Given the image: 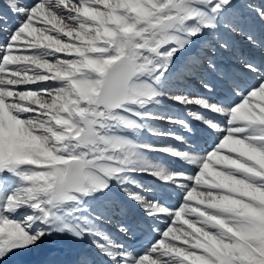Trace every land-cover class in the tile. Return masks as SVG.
<instances>
[{
	"label": "snow or ice",
	"instance_id": "6c2138e0",
	"mask_svg": "<svg viewBox=\"0 0 264 264\" xmlns=\"http://www.w3.org/2000/svg\"><path fill=\"white\" fill-rule=\"evenodd\" d=\"M256 23L264 0H0V264L54 236L72 264H264ZM235 37L260 59L222 66Z\"/></svg>",
	"mask_w": 264,
	"mask_h": 264
},
{
	"label": "bare ground",
	"instance_id": "6f19581e",
	"mask_svg": "<svg viewBox=\"0 0 264 264\" xmlns=\"http://www.w3.org/2000/svg\"><path fill=\"white\" fill-rule=\"evenodd\" d=\"M257 2H259V0H257ZM254 27L256 29V33L258 36L264 34V26H261V25H259V23H256L254 25ZM65 39H67V38H65ZM230 43L232 44V50L225 51L219 57V61H220L222 66H230L233 68V70H235L236 69V61H237L238 56L241 52L246 54V55H250L257 60H259L261 55H262V53L259 50L250 49L248 44L246 43V41L241 37L233 38L230 41ZM233 52H235L236 54L234 55ZM188 87H189V91L192 93L195 92V94H200L202 92L200 87H197L194 89L193 83H189ZM161 110L168 111L170 114H174L177 116L181 115L182 118L191 120V117H189L187 115V112L181 106L165 104ZM192 110H197V109L195 108V106H193ZM172 130L175 132H182V130L179 129L178 127H173ZM145 138L150 139L151 142L155 141L153 139V137H145ZM161 139H162L161 141H164L163 145L172 144V145H175L177 147L178 146L183 147L182 145L177 144V142L174 140H171L168 138H161ZM149 155L153 160H157V158L160 157V158L166 159L168 162H170L172 164L175 163L174 161H172V159L170 157H168L162 153H150ZM175 202H176L175 197H173L172 203L175 204ZM109 228L113 229V228H111V226H109ZM53 238L45 239L47 241L41 242L37 246V248L35 249L34 252H31L28 254H19L16 259L11 260V261H6L5 264H33V261L27 262V260L31 259L32 257H38L39 260L37 258H35L36 261H38V262L40 261L41 264H47L48 263V259H47L48 255L50 254L51 250L54 249L56 246H58V248L60 249V251L63 254L61 257L62 263L63 264H72L73 260L77 256V254L80 251H82L83 248L86 246V244L82 245V244L74 243L71 240H68L67 238H60V237H56L55 239H53ZM25 252L26 251H24V253Z\"/></svg>",
	"mask_w": 264,
	"mask_h": 264
},
{
	"label": "rangeland",
	"instance_id": "374dc122",
	"mask_svg": "<svg viewBox=\"0 0 264 264\" xmlns=\"http://www.w3.org/2000/svg\"><path fill=\"white\" fill-rule=\"evenodd\" d=\"M58 55H62V54H58ZM193 84H194V89L197 88V87H199V86H198V84H199V81H198V80H197L196 82H193ZM28 87H34V86H28ZM193 94H195V92H194ZM173 115H174V114H173ZM180 116H181V115H180ZM181 117H182V116H181ZM159 127L162 128V129H164V130H167V129L169 128V125H168V124H162L161 126L159 125ZM165 128H166V129H165ZM153 139H154L155 141H152V143H154V144H159V145H163V142H164V141H161V140H162L161 138H155V137H153ZM166 145H167V144H166ZM192 203L194 204L195 201H193ZM178 224H179V221H177V225H178ZM185 227H186V226H185ZM51 238H53V237H51ZM51 238H48V239H51ZM55 238H56V237L54 236L53 239H55ZM45 241H47V240H44V242H45ZM42 242H43V241H42ZM177 243H179V242H177ZM36 248H37V247H35V248H31V249L27 250L25 253H24V252H17V253H15V254H13V256L9 257L8 261H11V260L16 259V258L18 257L19 254H28V253L34 252Z\"/></svg>",
	"mask_w": 264,
	"mask_h": 264
}]
</instances>
